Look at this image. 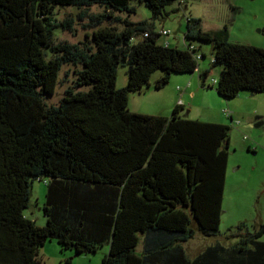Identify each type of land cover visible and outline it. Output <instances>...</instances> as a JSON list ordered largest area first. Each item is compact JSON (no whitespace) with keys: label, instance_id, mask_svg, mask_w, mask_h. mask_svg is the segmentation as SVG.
<instances>
[{"label":"trees","instance_id":"trees-1","mask_svg":"<svg viewBox=\"0 0 264 264\" xmlns=\"http://www.w3.org/2000/svg\"><path fill=\"white\" fill-rule=\"evenodd\" d=\"M138 1L155 21L178 0ZM131 2L0 0V264H43L40 249L52 240L80 255L109 245L103 264H264V226L251 233L241 224L234 234L240 243L217 242L193 259L184 247L198 234L220 235L229 126L184 118L182 105L171 117L128 108L129 94L149 85L154 72H164L155 84L163 89L174 74L199 69L205 55L188 39L212 44L221 97L264 93V48L232 43L226 30L205 31L191 19L186 49L160 44L154 22L130 19L122 32H95V50L55 43L54 29L73 21L58 25V7L85 9L82 16L99 5L106 12L95 17L102 20L118 12L131 17ZM140 33L144 39L134 42ZM65 64L81 69L60 103L49 105ZM120 65L129 67L122 89ZM209 75L201 74L203 87ZM255 125L264 128V117ZM44 178L47 224L40 227L25 211L33 181Z\"/></svg>","mask_w":264,"mask_h":264},{"label":"rangeland","instance_id":"rangeland-1","mask_svg":"<svg viewBox=\"0 0 264 264\" xmlns=\"http://www.w3.org/2000/svg\"><path fill=\"white\" fill-rule=\"evenodd\" d=\"M131 5L136 7V13L128 18L126 13H114V18L97 19L106 9L99 5L90 7L86 14L81 16L85 9L75 6L58 7L54 18L57 24L72 19L71 27L63 28L59 25L54 29L53 39L56 44L69 43L81 48L86 46L93 50L96 46L93 41L95 32L103 28H115L118 32L125 30L124 20L138 23L147 21L155 23V31H169V36H162L160 44L169 43L173 47L186 49L192 43L198 49V55H205L199 59V69L194 74H174L163 89H156L155 84L164 76L158 70L153 73L150 84L144 86L140 92L129 94V110L152 116L171 117L178 104L181 89L185 90L190 80L194 84L201 82L199 74L210 71L204 95L188 97L189 101L196 103L189 112L190 107L181 109L180 115L187 119L214 122L229 126V161L226 186L223 201V213L218 237H205L200 234L184 243L188 256L193 259L208 246L221 242L226 247H232L241 242L236 234L237 227L246 224V231L254 233L264 226V128L255 125L257 116L264 117V93H250L242 91L234 99L221 97L217 91L221 68H213L214 51L211 43L199 40H185L188 31V20L195 23L200 20L199 26L205 31L228 32V40L232 43L253 45L264 48V0H178L166 11L167 17L153 21L152 11L138 0H132ZM120 18V21H117ZM144 39V33L137 34L134 42ZM52 54L49 53V59ZM81 66L65 64L60 72L58 84L53 95L47 98L49 105H58L65 96L66 91L74 85L76 70ZM129 67L120 65L116 86L122 89L128 84ZM212 86L213 88H208ZM87 90V88H83ZM226 100L229 104L224 103ZM231 114V116L228 115ZM47 179H35L32 186L30 207L25 216L37 226L47 224L43 207L47 197ZM264 241V234L260 238ZM143 244L140 243L138 251L141 252ZM110 252V246L105 245L96 253H84L75 256L73 250L63 249L58 241H48L40 249L39 258L43 264H103L104 257Z\"/></svg>","mask_w":264,"mask_h":264},{"label":"crops","instance_id":"crops-1","mask_svg":"<svg viewBox=\"0 0 264 264\" xmlns=\"http://www.w3.org/2000/svg\"><path fill=\"white\" fill-rule=\"evenodd\" d=\"M197 72V71H196ZM195 72V73H196ZM199 76H201V74H199ZM201 80V78H199ZM207 83V81H206ZM181 96L182 98L179 99L178 104L177 105H182L183 108H185L186 106L190 107L189 112H191L193 110V108L195 107L196 103L194 101H189L190 103L187 104V100L188 97H195L197 95H204V93L207 91L205 87L202 86V82H199L197 80V82L194 84L193 79L190 80L188 86L186 87L185 90L181 89ZM224 101V103L229 104V102H227L226 100H222Z\"/></svg>","mask_w":264,"mask_h":264},{"label":"built area","instance_id":"built-area-1","mask_svg":"<svg viewBox=\"0 0 264 264\" xmlns=\"http://www.w3.org/2000/svg\"><path fill=\"white\" fill-rule=\"evenodd\" d=\"M160 35H161V37L162 36H169L170 35V32L169 31H166V30H163ZM165 45H169V43H166ZM214 83L216 84L217 83V80H214ZM228 115L231 116L230 113H228Z\"/></svg>","mask_w":264,"mask_h":264},{"label":"water","instance_id":"water-1","mask_svg":"<svg viewBox=\"0 0 264 264\" xmlns=\"http://www.w3.org/2000/svg\"><path fill=\"white\" fill-rule=\"evenodd\" d=\"M80 254H78V253H76V255L75 256H79Z\"/></svg>","mask_w":264,"mask_h":264}]
</instances>
